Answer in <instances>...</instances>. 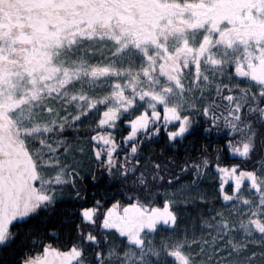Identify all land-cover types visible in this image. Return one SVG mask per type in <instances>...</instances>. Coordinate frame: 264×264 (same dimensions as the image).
Segmentation results:
<instances>
[{
    "label": "snow or ice",
    "instance_id": "snow-or-ice-1",
    "mask_svg": "<svg viewBox=\"0 0 264 264\" xmlns=\"http://www.w3.org/2000/svg\"><path fill=\"white\" fill-rule=\"evenodd\" d=\"M0 264H264V0H0Z\"/></svg>",
    "mask_w": 264,
    "mask_h": 264
}]
</instances>
